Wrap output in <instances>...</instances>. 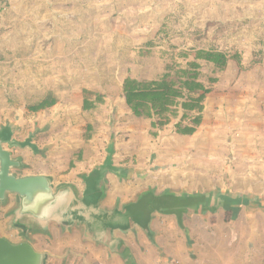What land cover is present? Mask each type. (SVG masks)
Returning <instances> with one entry per match:
<instances>
[{"label": "rangeland", "instance_id": "obj_1", "mask_svg": "<svg viewBox=\"0 0 264 264\" xmlns=\"http://www.w3.org/2000/svg\"><path fill=\"white\" fill-rule=\"evenodd\" d=\"M193 49L237 53L241 63L231 60L220 72L201 62V80L212 89L203 125L179 136L178 118L153 137L150 122L125 106L124 80L155 79L181 50ZM98 95L104 103L84 111V98ZM48 97L59 103L29 111ZM6 122L20 124L22 139L38 131L58 181L111 158L125 176L109 173L105 206L149 187L215 189L240 199L237 217L220 208L186 215L180 227L160 216L166 227H156L155 246L141 231L124 237L129 262L58 231L35 235L38 249L85 255L88 264H264V0H0V125ZM6 222L3 211L0 232L17 240Z\"/></svg>", "mask_w": 264, "mask_h": 264}, {"label": "water", "instance_id": "obj_2", "mask_svg": "<svg viewBox=\"0 0 264 264\" xmlns=\"http://www.w3.org/2000/svg\"><path fill=\"white\" fill-rule=\"evenodd\" d=\"M21 132L20 124L0 125V211L9 208L7 231L17 239L0 232V264H88L85 255L68 251L60 256L35 246V235L53 238L55 231L61 236L78 234L95 247L106 249L108 257L115 255L129 262L134 257L124 237L141 231L155 246L160 232L154 224L160 216L174 217L180 227H186V215L207 217L220 208L239 209V197L215 189L193 193L183 186L160 193L149 187L127 203L117 200L105 206L109 173L119 177L125 173L112 165L111 158L77 174L82 188L74 183L56 184L52 176L24 174L30 166L15 150L29 148L44 157L47 147L40 149L34 142L37 130L24 140L16 138Z\"/></svg>", "mask_w": 264, "mask_h": 264}, {"label": "trees", "instance_id": "obj_3", "mask_svg": "<svg viewBox=\"0 0 264 264\" xmlns=\"http://www.w3.org/2000/svg\"><path fill=\"white\" fill-rule=\"evenodd\" d=\"M182 60L185 64H181ZM231 60L241 63L239 54H228L216 49L181 50L172 61L166 62L163 72L155 79H135L127 77L123 83V98L130 114L137 120L150 122L153 137L171 125L174 119L180 118L174 125L179 136L192 137L203 125L205 101L212 92L201 80V62L212 64L220 72L224 71ZM216 83L217 79H210ZM87 93V92H86ZM97 100L85 97L83 110L91 111L96 103H104V97L98 95ZM55 97H48L29 108L30 112L39 113L58 104ZM180 110L183 112L180 117ZM88 128H92L91 125ZM83 150L78 158L82 159ZM73 163V162H72ZM73 165V164H71ZM226 215L237 217L239 209L227 210Z\"/></svg>", "mask_w": 264, "mask_h": 264}, {"label": "crops", "instance_id": "obj_4", "mask_svg": "<svg viewBox=\"0 0 264 264\" xmlns=\"http://www.w3.org/2000/svg\"><path fill=\"white\" fill-rule=\"evenodd\" d=\"M22 133V132H21ZM21 133H17V135H16V138H17V136L19 135V134H21ZM30 135V134H29ZM29 135H27L25 138H23V139H19V140H24V139H26L27 137H29ZM18 139V138H17ZM34 142L35 143H37L36 142V138L34 139ZM38 144V143H37ZM39 145V144H38ZM39 147H40V149L41 148H44L45 146H40L39 145ZM16 150H18V152L16 153L15 152V154L16 155H21V156H23V158H24V161H25V163H27L30 167L28 168V170H26V171H24L25 172V174H34V172L32 173V171L35 169L34 168V166H38V168H39V170H38V172H40V173H42V174H45V175H48V176H52L53 178H54V181H55V183L56 184H61V183H74V184H77L78 186H80L81 188H82V183H81V181H80V179L79 178H77V174H81V173H83V172H79V173H75V174H73L76 178H73V176H72V179H70V178H68V179H65V180H57V178H58V176H57V174L59 173V172H57L56 170H55V168H50V163L48 162V163H46L45 165L46 166H48V167H46V166H42V165H40V164H38L40 161L38 160V158H36V157H42L44 160H46V161H52L51 160V158H49L48 157V152H50V151H48L47 150V152H46V156H41V155H35L33 152H32V150L31 149H29V148H27V149H16ZM15 150V151H16ZM91 171V170H90ZM86 172H89V171H86ZM108 181H109V175H108ZM63 179V178H62ZM203 190V189H202ZM204 192H208V191H211V190H203ZM196 191H194L193 193H195ZM8 207H6V208H3L1 211H0V213L1 212H3L4 211V213L6 214V212L8 211ZM164 217V216H163ZM157 222H159V220L157 219V221L155 222V224H154V227H155V229H157V228H162V229H164V227H166L165 225H158L157 224ZM187 225V224H186ZM157 227V228H156ZM167 230H165V233H168L169 234V230H168V228H166ZM11 239V238H10ZM40 250V249H39Z\"/></svg>", "mask_w": 264, "mask_h": 264}, {"label": "flooded vegetation", "instance_id": "obj_5", "mask_svg": "<svg viewBox=\"0 0 264 264\" xmlns=\"http://www.w3.org/2000/svg\"><path fill=\"white\" fill-rule=\"evenodd\" d=\"M17 138L18 139H22L21 137H19V136H17ZM36 142H37V140H36ZM38 143V142H37ZM39 144V143H38ZM40 145V144H39ZM41 146V145H40ZM16 153L18 152V150H16L15 151ZM36 158H38V160L40 161L38 164H40V165H42V166H46L45 164L46 163H50V161H46V160H44L42 157H36ZM46 167H48V166H46ZM34 170L32 171V173L34 172V175H45V174H42V173H40V172H38V170H39V168H38V166H34ZM24 174H25V172H24ZM10 238H12V240H13V237L12 236H10Z\"/></svg>", "mask_w": 264, "mask_h": 264}]
</instances>
